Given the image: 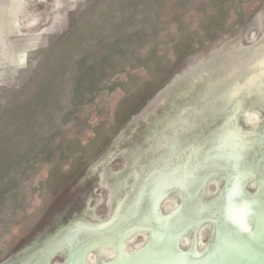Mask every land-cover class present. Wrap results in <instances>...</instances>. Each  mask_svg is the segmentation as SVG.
Listing matches in <instances>:
<instances>
[{"label":"rangeland","instance_id":"374dc122","mask_svg":"<svg viewBox=\"0 0 264 264\" xmlns=\"http://www.w3.org/2000/svg\"><path fill=\"white\" fill-rule=\"evenodd\" d=\"M1 38L0 264L10 247L26 253L10 264L46 263L68 227L43 226L59 199L104 208L134 187L153 196L150 182L178 156L146 169L148 158L182 154L179 166L205 171L207 151L230 145L213 135L228 131V112L239 127L260 122L263 136L223 155L218 199L231 207L217 209L218 226L242 199H264V183L243 188L264 181V0H0ZM152 99L160 105L147 109ZM209 171L187 172L175 189L159 183L156 197L194 199ZM85 212L89 227L112 216Z\"/></svg>","mask_w":264,"mask_h":264},{"label":"flooded vegetation","instance_id":"af4514ba","mask_svg":"<svg viewBox=\"0 0 264 264\" xmlns=\"http://www.w3.org/2000/svg\"><path fill=\"white\" fill-rule=\"evenodd\" d=\"M228 115L221 121H226L228 131L213 132V135L214 138L219 137L220 140L228 141L230 145L207 151L212 153V159L207 162L210 166H206L205 171L198 167L195 168V165L185 166L182 163V166H179V160L185 158L182 154L168 155L164 153L160 155V158H148L150 164L146 169L152 167L156 160L162 159V162H171L169 160L171 156L178 157L172 159L173 163L167 169L164 167L165 179L163 181L157 179L150 182L154 186L151 197H149L150 191L143 193L142 188L134 187V196L129 199L127 197L121 199L118 196L117 199H111L110 205L104 208L99 206L101 199H77V197L75 199H59L54 207L55 211L50 213L43 226L57 229L59 224L68 223V227L59 232L61 236L58 237L60 238L53 239L52 245H56L57 248L52 251L46 263L204 264L209 262L208 264H210L213 261L217 264V261L214 260L217 259V255H214L217 251L215 248L218 245L217 241L225 233L233 231L234 218L232 211V214L230 213L227 217L229 226L226 225L225 228L222 227L223 224L218 226V222L222 218L218 217L217 209H221L223 206L225 209L231 207L230 202L218 199L223 187L228 185L224 174L230 170L229 164L225 163V160H229L224 159L223 155L237 156L240 153H248L250 149L239 147V145L256 146L252 140L258 136L260 141V137L263 136L262 133L257 132L258 128L260 129V122L253 127L245 125L239 127L232 120L233 113L228 112ZM145 119H142V122H146ZM260 150L258 149V151ZM203 163L200 161L197 165L203 167ZM208 169L211 179L204 183L201 190V193L204 194L198 196L196 193L197 196L194 199H185L175 193H168L160 199L156 197L157 192L160 191L157 187L159 183L162 184L163 189H167V187L175 189L182 183L181 177L184 178L187 172L195 170L204 175ZM137 171L136 163L130 169L132 179H136ZM151 171L149 170L148 173ZM244 172H248V170ZM261 182L264 183L263 180L257 182L254 179H249L243 182V188L247 193H255L261 187ZM88 185L87 182L86 186ZM250 202L251 199H242V202H238L236 207L249 209ZM95 207H98L103 214H106L107 211L110 212L109 214L112 216L106 221L93 220L94 223L91 221L92 227H89L87 226L89 223H86L87 220H84L85 213H87L85 210ZM153 218L162 219L160 220L161 227L153 226ZM59 240L62 242L54 245ZM6 250L7 255L3 264H10L15 253H18V256L21 255L18 260H23L26 256L20 247H16V249L10 247Z\"/></svg>","mask_w":264,"mask_h":264},{"label":"water","instance_id":"95a60500","mask_svg":"<svg viewBox=\"0 0 264 264\" xmlns=\"http://www.w3.org/2000/svg\"><path fill=\"white\" fill-rule=\"evenodd\" d=\"M164 92L162 100L170 96V88L166 86L157 98ZM156 99L146 108L154 107ZM236 210L233 231L217 241L218 264H264V199H251L249 209L236 207Z\"/></svg>","mask_w":264,"mask_h":264},{"label":"bare ground","instance_id":"6f19581e","mask_svg":"<svg viewBox=\"0 0 264 264\" xmlns=\"http://www.w3.org/2000/svg\"><path fill=\"white\" fill-rule=\"evenodd\" d=\"M3 39H4V38H1V39H0L1 44L3 43L2 46H0V47H3V45H5L4 42H3ZM9 42H11V41L9 40ZM1 50H2V48H1ZM168 183H169V181H168ZM87 222H88V221H87ZM214 255H217V254L215 253ZM214 260L217 261V264L219 263V260H218V259L215 258ZM208 263H209V262H206V263H204V264H208ZM210 264H215V263H213V261H211Z\"/></svg>","mask_w":264,"mask_h":264}]
</instances>
